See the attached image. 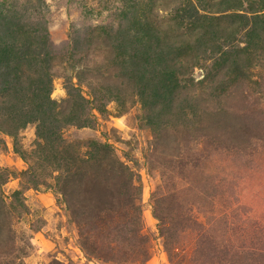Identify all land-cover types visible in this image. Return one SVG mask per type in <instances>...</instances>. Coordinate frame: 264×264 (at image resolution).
I'll use <instances>...</instances> for the list:
<instances>
[{
  "label": "rangeland",
  "instance_id": "rangeland-1",
  "mask_svg": "<svg viewBox=\"0 0 264 264\" xmlns=\"http://www.w3.org/2000/svg\"><path fill=\"white\" fill-rule=\"evenodd\" d=\"M0 62V264H264V0H0Z\"/></svg>",
  "mask_w": 264,
  "mask_h": 264
},
{
  "label": "trees",
  "instance_id": "trees-1",
  "mask_svg": "<svg viewBox=\"0 0 264 264\" xmlns=\"http://www.w3.org/2000/svg\"><path fill=\"white\" fill-rule=\"evenodd\" d=\"M1 70H4V71H6L7 72V70H8V72H7V76H6V80H5V78H4V80L2 81V83H9V80L7 81V79H10L11 80V78H9L8 77V75H10V70H9V66H8V64H5V65H3V63L2 62H0V72H1ZM3 76V75H2ZM12 80H13V78H12ZM13 86V84H8V87H12ZM42 91V90H41ZM7 95V94H6ZM44 101L39 97V96H37V100H36V105H35V108L37 109V110H39L40 109V107L42 106L43 107V109H45L46 111L48 110V104H51L52 102L50 101V100H48V101H46L45 100V102H46V104H45V106H43L42 105V103H43ZM47 106V107H46ZM47 108V109H46ZM32 112V110H31V108H29L28 106H26V113H31ZM11 118H17V117H11Z\"/></svg>",
  "mask_w": 264,
  "mask_h": 264
}]
</instances>
